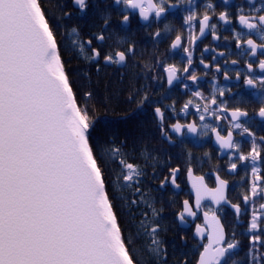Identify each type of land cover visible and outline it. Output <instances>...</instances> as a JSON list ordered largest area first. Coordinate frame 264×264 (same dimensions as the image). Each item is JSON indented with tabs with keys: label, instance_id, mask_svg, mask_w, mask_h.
Wrapping results in <instances>:
<instances>
[{
	"label": "snow or ice",
	"instance_id": "6c2138e0",
	"mask_svg": "<svg viewBox=\"0 0 264 264\" xmlns=\"http://www.w3.org/2000/svg\"><path fill=\"white\" fill-rule=\"evenodd\" d=\"M73 2L81 11L88 7L87 0ZM191 2L192 0H188V3ZM224 2L227 3V0ZM114 4L124 5L125 14L121 21L124 26L131 23L127 14L129 9L139 10L140 18L147 21L150 14L154 13L159 19L169 7L175 6L169 0H114ZM205 8L214 12V5L210 0ZM101 18L104 21L103 28L94 38L103 42L106 39L103 33L109 28L111 12L105 10L101 13ZM195 19L196 13L193 12L185 17V23L191 27V22ZM210 19L206 11L200 19V35L211 27L214 38L219 39L215 36L216 26L209 25ZM219 19L226 24L230 22L227 12H221ZM238 20L241 25L249 30H256L259 34L260 43L253 38L243 41L250 48L251 55L256 56L258 49H264V6L255 8L253 5L248 15L243 14L241 9ZM165 30H169L168 25H165ZM160 35V31L155 33V37ZM189 37L192 43L199 39L191 32ZM236 40L237 47H241L239 33ZM87 43L90 45L92 41ZM180 45L181 35H177L171 48L175 49ZM80 47L83 51V43ZM91 51L90 59L98 62L101 51L96 48ZM184 51L188 53V66L183 68V72H189L192 52L188 48ZM135 54V44L130 42L125 50L104 54L103 60L105 65H124L129 56ZM203 63L201 60V64ZM148 67L145 65V68ZM247 67L250 72L253 71L251 63ZM258 68L264 72V59L259 61ZM97 71H100L99 63ZM165 71L167 83L172 85L178 79V69L174 65H168ZM188 78L194 83L197 81L194 72ZM257 83L264 86V77L245 80L248 86L255 87ZM216 92L217 89L213 88L211 98L204 97L201 92L193 94L207 100L204 113L209 112L210 105L218 103ZM220 95H223L222 90ZM85 96L90 99L92 93L87 92ZM133 99V96L129 97L130 101ZM148 100L145 92L137 101V107H142ZM191 103L189 100L183 110H187ZM220 104L223 106L225 102L221 101ZM221 110V107L212 110L218 120L221 117L217 113ZM223 110L226 111V107ZM154 111L162 135L170 143H175L164 130V112L160 107H156ZM101 115L107 113L101 114L95 107H88L87 104L81 107L78 104L58 49L56 33L40 0H0V264H136L128 247L132 241L122 233L112 199L116 193H110L106 183V162L103 155H98L90 143L100 124ZM131 115L132 113H126L123 118L127 119ZM256 115L264 119V106L259 108ZM230 116V130L226 135H221L216 128H211V131L215 133L221 149H235L237 161L252 164L250 187L243 194V203L247 205L250 197L255 199L259 196L264 199V175H261V168L257 166L264 162V136L257 137L255 132L239 122L242 117L249 116L247 111L237 107L231 110ZM204 119V114H201L200 120ZM184 127H187L189 133L197 134L196 123L171 125L172 131L177 134ZM202 127L208 129L210 126L204 124ZM235 129L241 130V136L247 133L252 138L247 153L242 151L239 143L234 142ZM202 134L206 135L207 132ZM112 151L116 156L121 154L119 148ZM188 155L191 157V153ZM229 159V171L236 172L237 162L231 157ZM119 163L124 181L121 187L134 189L132 195L140 196V200H128V204L145 203L151 208L152 216L158 217L163 209L158 210L145 198L138 179L143 175L139 166L127 162L125 157H121ZM178 172V168L171 169V179L166 177L161 182V188L168 183L179 188L176 183ZM245 175L247 176V172ZM216 180L217 186L208 188L203 183V177H198L193 183L195 211L189 201L185 200L178 218L183 224L186 216L196 218L203 212L204 226L197 225L195 234L203 236L205 229L209 231L208 244L203 245L199 264H229V261L237 264L233 257L239 241L235 239V233H232L231 238L228 237L217 213L222 204L230 205L238 219L242 209L240 204H233L228 199V181L219 176ZM125 199L121 196L122 201ZM205 199H210L217 207L206 206L203 203ZM259 211L264 216V204H260ZM142 214L147 215V210ZM262 225L264 219H258L257 209L254 208L248 231L260 229V234H264ZM159 227V219L154 220L150 229V234L154 237L153 243L157 245L154 251H160L161 242L155 238ZM260 234L253 236V245L256 242L264 244V241H260ZM162 255L166 256L167 252H162ZM252 259L254 261L255 256ZM162 264H167V260H162Z\"/></svg>",
	"mask_w": 264,
	"mask_h": 264
},
{
	"label": "flooded vegetation",
	"instance_id": "af4514ba",
	"mask_svg": "<svg viewBox=\"0 0 264 264\" xmlns=\"http://www.w3.org/2000/svg\"><path fill=\"white\" fill-rule=\"evenodd\" d=\"M74 9L77 10L76 18L79 21H95L93 24L96 29L88 31L87 38L83 40L85 55L92 56V48L101 51L99 61H103V55L116 50H125L129 43L135 44V55L129 56L128 62L136 66L135 72L144 74L146 92L149 97L148 105L151 108L150 128L153 130L154 138L148 142L147 156L145 157V177L138 179L146 183L152 189H147L146 194H152L168 210L167 215L173 220L171 230L165 229L166 240L161 246L162 260L166 259L167 264H199L200 253L203 245L208 244L207 232L205 229L203 236L196 235V226H204V216L201 211L198 217L186 216V222L181 224L179 213L183 210V202L189 201L195 211V189L193 183L198 177H203V183L208 188L217 186L216 177L228 181L227 197L233 204H240L241 214L237 219L235 210L230 205L219 206L221 210L217 213L221 223L229 238L235 233V239L239 241L233 259L237 264H264V244L256 242L252 244L254 235L260 234V229L249 232L252 220L253 209H257L258 219H264L259 211L260 204H264V199L259 196L245 205L243 194L248 192L250 187L251 162H239L236 160L235 149H221L216 141V135L211 128H216L221 135H226L230 130L229 121L231 120V110L239 107L249 113L248 117H242L239 122L249 127L256 136H264V119L256 113L261 106H264V86L257 83L255 87L245 84L247 78L258 79L264 77V72L258 68L259 61L264 59V49H258L256 56L251 55V50L246 43L248 38H253L260 43V37L256 30H249L241 25L238 16L248 15L253 9L264 6V0H210L214 5V12L206 9L205 5L209 0H169L174 7H169L168 11L159 19L155 14H150L149 20L144 21L139 16V10H127L130 16V25L121 24L122 16L125 14L124 5H115L114 0H87L88 7L81 11L74 7L73 0H70ZM105 10L111 12L109 28L103 33L105 41L101 42L94 38L101 33L104 21L101 13ZM207 11L211 17L209 25H215L214 38L212 28L205 29L200 35V19ZM196 13V19L191 22V27L185 23V17L191 13ZM221 12H227L229 23H224L219 19ZM165 25L169 30H165ZM160 31L161 35L155 37V33ZM198 36L199 39L192 43L189 33ZM241 36V47H237L236 35ZM177 35H181V45L178 48H171ZM91 40L92 44L87 41ZM188 48L192 52V64L189 72H183L187 65L188 53L184 51ZM207 49V50H206ZM223 53V55H220ZM203 60V64H201ZM96 61L97 60H93ZM236 61V63H233ZM253 65V71L248 70V64ZM124 65H117L124 68ZM114 65V64H113ZM148 65V68H145ZM174 65L178 69V79L172 85L167 83V72L165 68ZM207 65L208 67H205ZM219 69V71L217 70ZM195 73L197 81L194 83L188 77ZM155 77V78H154ZM227 77V78H226ZM187 85V87H185ZM213 88L217 89L216 105L209 106V112L204 113L203 108L207 100L195 97V92H201L204 97L211 98ZM220 90L223 95H220ZM191 100L187 110L184 105ZM225 102L221 105L220 102ZM160 107L164 112V130L172 137L175 143H170L161 133L158 119L155 116V108ZM221 107L217 113L221 118L218 120L212 114V110ZM226 107V111L223 108ZM199 108V110H198ZM204 114L205 119L200 120V115ZM224 117H227L225 119ZM180 123L187 125L196 123L198 126L197 134L189 133L187 127L182 128L180 134L172 131L171 125ZM234 123V122H233ZM208 124L210 127L204 129L202 125ZM207 132L206 135L202 134ZM241 130H233L234 142L241 145L243 152L247 153L251 147V137L245 133L240 135ZM191 153V157H189ZM236 161L238 168L236 172L229 171L230 159ZM134 165H137L134 163ZM261 168V175H264V162L257 165ZM179 169L176 183L179 188L166 184L161 188V182L165 178L171 179V169ZM189 169L191 170L189 172ZM247 172V176L245 173ZM203 203L217 207L212 204L210 199H205ZM264 228V225L261 226ZM260 241H264V234H260ZM255 256L253 261L252 257ZM231 264V261H229Z\"/></svg>",
	"mask_w": 264,
	"mask_h": 264
},
{
	"label": "trees",
	"instance_id": "16d2710c",
	"mask_svg": "<svg viewBox=\"0 0 264 264\" xmlns=\"http://www.w3.org/2000/svg\"><path fill=\"white\" fill-rule=\"evenodd\" d=\"M47 14L50 25L53 27L58 49L64 61L65 71L73 85L78 104L83 107H95L101 115L100 124L93 133L90 143L98 155H103L106 162V183L112 196L119 216L121 230L125 238L132 243L128 245L130 254L136 264H162V248L165 243L166 232L171 230L173 220L168 217L170 211L163 206L155 196L146 194L147 189H152L142 183V191L148 203L154 204L159 210L163 209L158 217H153L151 208L145 203L128 204V200H140L139 194L133 196L134 189L121 187L124 181L121 177L122 166L119 161L125 157L127 162L136 163L145 177V157L147 156L148 142L154 138L151 124V108L148 102L140 108L137 107L143 94L146 92L144 74L135 72L136 66L130 62L124 68L116 64L105 65L101 61H93L81 51L80 44L87 38L88 31L96 29L95 21H79L76 18L77 10L73 8L70 0H40ZM67 13L68 15H65ZM73 29L76 31L74 32ZM99 63L100 71H97ZM139 90V94H137ZM91 92L89 99L85 93ZM133 96V100L129 97ZM107 106V107H105ZM126 113H132L127 119ZM114 148L121 150L120 156L112 151ZM121 196L126 199L121 200ZM147 210V215L142 213ZM159 219L160 227L155 237L160 244V251H154L157 245L153 243L154 237L150 234L153 221ZM143 222V223H142ZM147 229V230H146Z\"/></svg>",
	"mask_w": 264,
	"mask_h": 264
},
{
	"label": "water",
	"instance_id": "95a60500",
	"mask_svg": "<svg viewBox=\"0 0 264 264\" xmlns=\"http://www.w3.org/2000/svg\"><path fill=\"white\" fill-rule=\"evenodd\" d=\"M73 5H74V7L78 8V6H76V5L74 4V2H73Z\"/></svg>",
	"mask_w": 264,
	"mask_h": 264
}]
</instances>
